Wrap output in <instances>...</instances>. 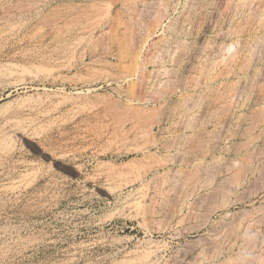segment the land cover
I'll return each mask as SVG.
<instances>
[{
  "label": "rangeland",
  "instance_id": "obj_1",
  "mask_svg": "<svg viewBox=\"0 0 264 264\" xmlns=\"http://www.w3.org/2000/svg\"><path fill=\"white\" fill-rule=\"evenodd\" d=\"M167 1L0 0V264H264V0Z\"/></svg>",
  "mask_w": 264,
  "mask_h": 264
},
{
  "label": "bare ground",
  "instance_id": "obj_2",
  "mask_svg": "<svg viewBox=\"0 0 264 264\" xmlns=\"http://www.w3.org/2000/svg\"><path fill=\"white\" fill-rule=\"evenodd\" d=\"M166 1V0H165ZM170 0H168L167 2H169ZM166 3V2H165ZM170 4V3H169ZM240 5V4H239ZM236 6H238V5H236ZM163 8V7H162ZM167 8V7H166ZM255 45V44H254ZM243 48H245V47H243ZM242 48V49H243ZM247 48V47H246ZM253 48V47H252ZM251 48V49H252ZM263 48V47H262ZM207 49H208V47H207ZM255 49V48H254ZM249 51V50H248ZM254 52V51H253ZM245 54V53H244ZM248 55H250V54H248ZM235 57V56H234ZM231 60V59H230ZM231 63V62H230ZM247 65V64H246ZM243 68H245V66L243 67ZM212 69V68H211ZM231 70V69H230ZM207 76V75H206ZM203 78V77H202ZM195 84V83H194ZM198 84H200V83H198ZM252 84V83H251ZM243 88V87H242ZM241 89V88H240ZM235 90V89H234ZM238 90V89H237ZM248 90V89H247ZM233 91V90H232ZM225 92H226V90H225ZM224 92V93H225ZM235 92V91H234ZM237 98V97H236ZM221 99V98H220ZM231 99V98H230ZM235 99V98H234ZM198 101V100H197ZM233 101V100H232ZM199 102V101H198ZM194 103V102H193ZM196 103V102H195ZM195 105V104H194ZM236 105V104H235ZM256 122V121H255ZM216 208V207H215Z\"/></svg>",
  "mask_w": 264,
  "mask_h": 264
}]
</instances>
